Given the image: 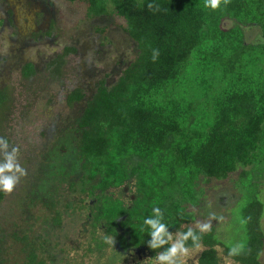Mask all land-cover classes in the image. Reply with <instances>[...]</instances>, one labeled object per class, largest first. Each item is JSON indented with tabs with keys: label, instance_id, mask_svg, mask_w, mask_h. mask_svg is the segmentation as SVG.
<instances>
[{
	"label": "trees",
	"instance_id": "trees-1",
	"mask_svg": "<svg viewBox=\"0 0 264 264\" xmlns=\"http://www.w3.org/2000/svg\"><path fill=\"white\" fill-rule=\"evenodd\" d=\"M84 1L88 18L122 19L136 48L112 85L98 83L76 121L77 179L68 188L94 202L91 225L105 223L115 234L124 217L131 244L151 256L168 255L177 234L180 247L204 248L197 264H218L216 247L237 264H264V0H229L216 9L206 0ZM34 73L31 63L23 66L24 78ZM83 98L75 88L66 102ZM9 102L8 89H0V114ZM224 180L232 204L242 200L239 236L224 234L228 206L221 214L207 209L209 184ZM129 181L135 198L124 209L107 190ZM44 204L60 225L56 202ZM155 208L164 227L150 248L154 229L144 221L156 218ZM208 214L215 223L207 229L190 226ZM43 244L25 232L0 234V264H56Z\"/></svg>",
	"mask_w": 264,
	"mask_h": 264
},
{
	"label": "rangeland",
	"instance_id": "rangeland-1",
	"mask_svg": "<svg viewBox=\"0 0 264 264\" xmlns=\"http://www.w3.org/2000/svg\"><path fill=\"white\" fill-rule=\"evenodd\" d=\"M85 7L84 0H0V89L10 93L9 106L0 114V137L10 147H19V163L27 172L10 194L0 191V234L17 231L42 239L43 255H50L56 264H169L161 256H126L112 246L103 247L101 229L93 227L87 215L94 203L68 188L71 178L77 179L75 127L85 103L101 80L112 85L136 55L122 19L88 18ZM253 35L248 32L247 39ZM27 63L35 72L30 78L22 76ZM75 88L84 98L69 106L66 97ZM208 187L207 209L221 214L219 210L228 206L231 218L224 234L242 235V200L232 204L231 183L224 180ZM79 198L84 202L80 204ZM45 200L56 202L60 225L52 223ZM213 223L212 214L199 215L190 226L205 230ZM177 240V234L171 237L172 249L166 256L174 264H197L204 248H182ZM216 252L218 264H237L220 247Z\"/></svg>",
	"mask_w": 264,
	"mask_h": 264
},
{
	"label": "clouds",
	"instance_id": "clouds-1",
	"mask_svg": "<svg viewBox=\"0 0 264 264\" xmlns=\"http://www.w3.org/2000/svg\"><path fill=\"white\" fill-rule=\"evenodd\" d=\"M227 5L229 0H206V6H210L213 9L220 7L221 4ZM158 55V52L154 53V59ZM27 175L26 169L22 167L19 163V147L9 145L6 138L0 137V191L10 194L16 185L19 183L20 179ZM154 214L155 219L148 218L144 221L145 224L151 226L154 231L151 233L152 239L148 241V246L150 248L155 247V236L156 231L162 229L164 226L159 224V218L161 216L160 209L155 208ZM159 226V227H158ZM204 227H208L205 225ZM189 235H192L189 231ZM196 239L195 237H193ZM106 242L115 243L113 237H106ZM161 259H168L169 264H174V261L167 256L162 255Z\"/></svg>",
	"mask_w": 264,
	"mask_h": 264
},
{
	"label": "flooded vegetation",
	"instance_id": "flooded-vegetation-1",
	"mask_svg": "<svg viewBox=\"0 0 264 264\" xmlns=\"http://www.w3.org/2000/svg\"><path fill=\"white\" fill-rule=\"evenodd\" d=\"M119 189H120L119 190L120 192L118 194L117 193L114 194V192H113L114 190H117V188H111V189L107 190V194L109 196H112V197H119L121 199V202H122L124 209H128L131 202L135 198L134 197L135 191H134L133 181H129V182L125 183ZM92 203H94V202H90V204H92ZM90 219L93 220L94 218L91 217ZM123 219H124V217H120V218L116 219V226L114 228L115 232H116L115 234H112V233L107 231V227H106L105 223L100 222L99 224H97V226H99V228L101 229L100 236L113 237L115 240L114 244L106 242V239L103 240L104 241L103 243H107V246L114 247L115 252L117 254H120V255H126L127 256V255L136 254L137 256H140V257H149L150 256L152 258L162 256L161 254H156L155 256H151L149 251L146 250L145 248H143L142 246H133L131 244L129 235L127 234V229L120 225V221ZM91 235L94 236L93 234H91Z\"/></svg>",
	"mask_w": 264,
	"mask_h": 264
}]
</instances>
